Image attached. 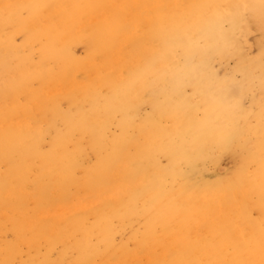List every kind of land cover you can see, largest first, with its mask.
<instances>
[{
	"label": "bare ground",
	"instance_id": "bare-ground-1",
	"mask_svg": "<svg viewBox=\"0 0 264 264\" xmlns=\"http://www.w3.org/2000/svg\"><path fill=\"white\" fill-rule=\"evenodd\" d=\"M241 21L258 32L261 56L264 0H0V25L27 51L0 40V130L23 100L0 140V264H264V64L244 60ZM228 58L236 99L213 69ZM32 82L49 101L37 113ZM144 105L150 115L138 116ZM84 158L93 162L76 188ZM222 159L224 178L212 170ZM251 208L258 218L239 221Z\"/></svg>",
	"mask_w": 264,
	"mask_h": 264
},
{
	"label": "rangeland",
	"instance_id": "rangeland-1",
	"mask_svg": "<svg viewBox=\"0 0 264 264\" xmlns=\"http://www.w3.org/2000/svg\"><path fill=\"white\" fill-rule=\"evenodd\" d=\"M41 23L40 20H37ZM36 25H38L36 23ZM14 27H11L10 25H0V40H5L8 37H11V43L12 46L19 48V55L24 57L27 53L26 48L22 47V43H23V39L20 35H18L17 33H13ZM236 38L239 42L240 45V51L242 52V56L244 57V60L247 62L250 59L259 57L258 56V52L256 50V46L255 43L259 41V34L255 29H250V27H248L244 21H241L238 25H236ZM70 49H71V56L73 57V59L76 61V59L81 60V59H85V55L83 53L82 50V46L81 45H70ZM38 50V43L37 42H31L30 44V48L29 51L32 53V60L35 61L36 58V52ZM260 63L263 65L264 64V53L260 56ZM10 67H14L16 62L14 59L9 61ZM233 65H234V61L232 58H228L225 63L224 66H221V68L219 69L217 62L213 63V69L214 71H216L217 75H218V79L220 81L223 82L224 86L227 88V90L229 91V93H231L232 95H234V99H236L239 95L240 92V83H241V79H240V74L236 71L233 70ZM220 72V73H219ZM263 80V79H262ZM1 81V78H0ZM41 90V87L36 83V82H32L29 86V91L32 92V94L34 95V99L31 101V104L34 105L33 109L35 108V111L37 113V111L39 112L40 109H42L43 107H46L47 104H49V101H41V98L38 97L37 95H39ZM188 93V91H186ZM242 94L239 96L240 99V107L242 112H247V111H251L252 110V106L249 104L250 98H248V96L243 95ZM241 97V98H240ZM54 102L59 106V112L60 113H67L69 108L66 107V103L68 101L67 98H63V97H56L55 99H53ZM158 100H160V96H158ZM22 99L18 97L17 99V104L15 106L11 105L10 108L5 110L6 113V117L4 118L5 121V126L3 127V129L0 130V140L4 137H9L10 133H12L11 131V126H13V122L15 119L17 118H21L20 113H22V110H17L20 106H22ZM39 108V109H38ZM76 111L81 112V110H86L87 109V105L86 103H84V100H81L78 96L76 97ZM73 110L69 113H72ZM149 108L147 105H144L140 108L138 116H149L150 114ZM126 121H130L133 125L138 122L136 116L134 113H128L126 114ZM43 120L40 118H37V121L34 123V130L38 129L39 126L42 124ZM116 122V119L113 121ZM40 123V124H38ZM153 124L157 125V126H162L161 122H159L158 120H155L152 122ZM37 124V125H36ZM37 126V127H36ZM59 128V127H58ZM109 132L111 134L117 135L118 134V130L115 127V124H110L109 125ZM25 130H29L27 128H25ZM43 130V129H41ZM150 130V134H152V130L149 127ZM13 135V134H12ZM15 136H19L21 135L20 132L14 134ZM43 136L45 137V142H41L38 143L36 146L33 145L32 147H35L34 153L38 156L41 154L46 153L47 151V146H46V141L48 140L49 136H51V134L49 136H45L43 133ZM76 139H80L78 138V135L76 133V136L73 138V141L75 142ZM85 140L82 139L81 140V144L82 146H84ZM70 149H67V148ZM66 149L68 151H72L73 150V144L72 142L67 143L66 144ZM28 163L33 162L30 164L29 166V170H30V174L31 176H33L34 170L37 169L38 165H39V161L36 159V157H34L33 155L28 158L26 160ZM93 162V160H91L90 158H84L82 160V163L80 161V163L82 164V167L79 168L78 165L76 166V170L72 172V178L73 180L76 181V188H77V182H79L81 180V174L82 171L81 169L86 168V166L90 165ZM160 167H164L165 166V162L164 160H160L159 162ZM221 166V167H220ZM218 167V168H217ZM231 167V163L226 160V159H222L219 162H217L215 164V166L212 168V170L215 172L216 175L220 176V177H226L229 169ZM220 173V174H219ZM75 189L72 187V190L70 191V193L72 191H74ZM260 202L261 204H264V196L260 197ZM247 219V223L250 224V222L252 220H256L258 218V211L255 209L251 208V211H248L247 216L243 215V217H241L239 219V221H242L244 219ZM91 219V218H90ZM135 222H133L131 225H134ZM134 227H136V224L134 225ZM140 229V226H139ZM215 234V233H214ZM216 236V235H215ZM218 237V235H217ZM207 238L209 239V236L207 235Z\"/></svg>",
	"mask_w": 264,
	"mask_h": 264
}]
</instances>
